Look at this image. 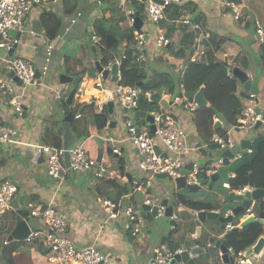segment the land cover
Here are the masks:
<instances>
[{
    "label": "crops",
    "instance_id": "obj_1",
    "mask_svg": "<svg viewBox=\"0 0 264 264\" xmlns=\"http://www.w3.org/2000/svg\"><path fill=\"white\" fill-rule=\"evenodd\" d=\"M230 1L237 3L242 8L241 19L235 20L230 10L223 7L222 0H184L182 3L183 14L180 19L182 17H188L189 24H184L179 21L176 23L178 29L172 34L167 29L160 28L159 25L147 23V20L142 18L144 12L140 4L138 9L139 18L142 20L141 29L145 33V43L147 46L153 48L156 54L162 57L161 60H165V72L181 75L185 64L182 59L174 55V52L182 44L181 27L183 26L182 28H185L186 32L191 35L194 40V52L190 60L201 61L202 58L207 60L215 59L228 63L229 66H231L228 67V70L239 68L245 71L249 75L252 85L256 86L257 107L263 114L264 67L258 55L260 44L257 43L254 33V26L258 21L257 14L258 11H261L259 9L262 8H260L259 5L253 4L254 1L259 3V0H245V2H243V0ZM260 1L264 6V0ZM128 2L129 0H119L116 4L111 3V6L119 9L120 12L127 13V11L132 8V3ZM94 4H96L95 0H45L41 6H34L24 21L25 28L21 33L20 42L14 49L13 55L28 60L35 71L39 72L45 65L47 69L46 75L44 74L46 77L42 80L39 79L40 81L38 80L31 88L26 86L19 90L17 87L19 83L14 81L13 77H10L13 80L14 84H11L15 92H22V115L14 112L13 106L10 105L11 107H8L6 105L8 103L2 102V96L0 95V124L13 126L18 131L16 142L0 145V182L3 179H7L16 186V192L10 202V209L0 217V252L3 247L7 246L5 243L10 242L7 238L20 220L26 221L31 231H38L39 236L37 240H42L43 233L45 232V223L36 217H32L29 210L32 207L50 206L52 208L53 206H57L59 210L57 213L63 217L65 216L66 218H64L67 220L65 235L68 233L67 237L74 241L76 245H95L107 257L108 264H151V260L154 256V249L162 246V244H160L161 236H166L165 244L166 240L170 239L169 237L167 238V230L160 228V234L157 236L156 241L152 243L148 242V245L142 247L141 243H143V237L140 236V238H138V235V237L134 239L128 228H126L128 230L126 232L125 227H122L120 224V226H117V223H121L123 220L122 217L118 220H111V222L104 219L106 215L102 211V196L111 194V190L113 189L111 181L115 180V182L120 184L115 168L109 167L113 174L103 179L93 177L95 180H93V178L89 180L87 177H79L68 170L62 173L61 178H53L46 173L43 159L36 156L31 146L23 145L24 143L44 142L43 133L46 129H52V125H46L44 128L43 125H41V121L45 119L48 114L51 115L50 110L54 105V101L63 99L62 94L64 91L69 90V83L71 82L73 84L72 81L64 84L60 83L59 75L65 74L72 78L79 76L80 79L73 97L78 109H74L73 118L79 121L80 124H76L75 131H72V142L71 136L62 135L63 147H72L76 144H80L77 142L78 140L81 142L80 140L82 139H79L78 136L84 135L85 140L81 142L82 145H85L87 140H92L90 143V150H93V153L85 150L87 155L97 160L103 159L105 164L107 162L105 152H108L113 158H121L124 147H126L130 152H133L134 157L131 158L130 164L127 166L125 165L124 171L126 177H123V180L128 181L132 179L133 183H135L136 181L140 182L148 179L149 174L140 170L138 167L139 154L137 149L127 141L120 143V140H123L126 135L124 126L118 125V122L123 124L122 118L125 117L124 113L118 109L117 120L109 118L106 120V124L101 128V121H99L93 110L94 103H88L90 100L94 101L96 98L100 97V92H98L93 84V74L96 68L95 63L99 62L101 54L98 51H94L92 47L91 49L84 48V43H88L89 41L91 44L90 36L95 32L94 29L97 20L102 21L103 18L105 19L108 17L107 10L98 13L93 7ZM128 5L130 7L129 9L127 8ZM44 8H51L58 15L62 16L58 36L51 41H48L42 35L43 30L40 25L39 17ZM91 8L93 10H91ZM80 18L83 19L80 20ZM72 20H74V22H72ZM194 23H200L201 26L199 30H194ZM160 30L171 43L167 46L157 48L153 43L155 36ZM72 42H76L75 45H73ZM67 44H69V46L73 45L75 55H69L67 59L68 62L65 63L63 57L64 52L62 50H64ZM254 44H256V46L252 47ZM48 53L50 54L48 55ZM47 56H49L48 62H46ZM156 58L157 61L160 60L157 56ZM104 69H108V67ZM76 72H80V75L72 74ZM88 75L92 77L89 78ZM225 78L227 82H225ZM253 79L255 81H253ZM113 82L111 75H108V86H111ZM222 84L220 91L215 90L216 93L211 92L208 99L203 91L206 105L198 107L193 113H188L178 106L173 108L179 122L186 131V140L188 144L196 147V151L187 157L188 163H194L195 168L204 165L210 166L220 158L222 152L210 148L206 141H203V138H208L210 140L216 135L214 126L217 122H220L218 119L215 121L213 115H209L206 110L209 104L212 101L217 102L221 100L224 93L232 88L231 85L235 87L236 94L239 96L246 97L247 94V92L243 90L242 84L232 74L226 72ZM65 98H67V95ZM30 107L32 109H30ZM114 108L115 105L112 113L114 112ZM99 111L102 112L101 110ZM63 113L67 114V112L61 108L55 115L59 117ZM75 113H82V117H76ZM85 117L91 118L94 124L92 128H96L98 131L94 129L88 131V128H86L87 122L84 120ZM111 122H114L113 127L111 126ZM122 130L124 131L121 132ZM103 132L107 136V141H109V139L115 140V142H109L112 144V147L119 148L120 154L112 153V147L106 151L102 150L103 152L94 153V150L99 147L96 145L92 147V142H98L101 136H103L101 134ZM257 135H264V122H262L257 130L252 128V130L245 129L244 131L242 128L234 127L232 131H230V136L233 138L234 144H238L242 139L247 138L250 140V149ZM247 149L248 148L242 150L240 154L247 152ZM237 158L238 155L229 162V173L233 172L237 163L235 161ZM133 169L135 172L132 171ZM47 176L57 179V182L55 184L50 183ZM134 176H136V179ZM79 180L80 182H78ZM149 181L151 191L146 192L145 197L151 198L150 201L152 204H156V202L158 204L160 198H168L169 205L171 201L177 202V207L174 208L173 214L177 217L179 215V224L177 225L184 233L182 231H177L173 239L179 244V237L181 234L184 236L183 241L187 240L188 237L193 238L192 234H194L195 225L192 223V220L195 218V212L197 210H192L185 204L179 205L178 202H182L181 199L191 202L201 200L203 196L200 193L207 190L204 185L200 184L201 190L191 194L185 188L180 190L175 189L173 180L168 177L157 178L155 176L150 178ZM222 182L223 179L218 178L213 183V190L208 192L211 195V200L209 199L207 204L211 205V202L214 203L212 198L215 197V199L218 200L217 203H215L219 207L218 210L221 213L224 212V215H228L230 210L238 206L240 202L224 200L230 193V190L228 191L226 188H223ZM67 194L69 195L68 199L66 198ZM74 194H78L81 199L76 201L75 199L77 198H71ZM125 198L128 199L135 208L137 207L136 203L139 201L138 198L134 203H132V199L130 200L129 195L125 196L122 202H124L123 200ZM77 204L81 205V210L77 208ZM99 208L101 215L97 216L95 210ZM147 213V215H144L145 217L151 216L149 212ZM181 213L190 214V217L182 219ZM233 220L230 221V223H233ZM183 222H186V227L188 225V230L182 225ZM241 222L242 221L239 219V224L237 226H239ZM207 227H211V231H208ZM224 233L225 231L220 227L219 222L206 221L202 224L200 238L194 239L195 243L192 247L196 245L208 246L207 240L210 236L214 240L220 239L224 242ZM136 239L140 244L136 245V241H134ZM178 248L184 249L186 247L179 245ZM214 250L216 251L214 258H210L206 250L202 254L190 256L194 261H196L197 258L204 257L209 260L208 264H214V259L216 263H220V252L216 247H214ZM12 258L14 264H52L47 260L46 255L41 254L34 248L24 245L18 246L12 252ZM245 259L246 262L250 264H264V248L259 255L251 254L245 257ZM0 263L3 264V262ZM197 264L199 263L197 262Z\"/></svg>",
    "mask_w": 264,
    "mask_h": 264
},
{
    "label": "built area",
    "instance_id": "obj_2",
    "mask_svg": "<svg viewBox=\"0 0 264 264\" xmlns=\"http://www.w3.org/2000/svg\"><path fill=\"white\" fill-rule=\"evenodd\" d=\"M45 0H0V50H3L7 57L0 56V95L1 101L13 106L14 112L22 115V92L15 93V89L11 83H6L9 74L12 73L18 79L19 85L25 88L28 85L36 84V82L46 73L47 66H43L39 71V77L35 78V70L30 62L17 55H8V51L20 42V36L24 30V21L30 14L34 6L41 5ZM184 0H129L130 3H138L142 5V10L145 17L152 24L159 25L165 20L166 9L174 5L177 7L179 14H183L182 3ZM222 5L228 8L235 20L242 17V8L235 2L230 0H222ZM126 20L128 27L132 29V40L122 41L117 49L118 55L116 63L121 60L127 59V53L133 62L140 63L145 60V55L141 52L142 46L145 45V33L142 29L136 30V16L139 17L138 12L133 8L129 9L126 13ZM74 22V20H72ZM180 22L189 24L188 17H182ZM200 23H194V30L200 29ZM142 28V27H141ZM11 31L15 35H11ZM20 35L17 36L16 33ZM254 32L256 35L257 43H264V26L258 22L255 23ZM90 41L93 45H100V36L93 33L90 36ZM170 40L165 37L161 30L154 38L153 45L157 48L169 45ZM14 53V50H13ZM50 53H48L49 55ZM49 61V56L46 57V62ZM193 61V59L191 60ZM112 64L108 66L110 69ZM104 69V68H103ZM94 87L100 92V97L94 101L98 109L103 111L107 109V103L112 102L117 105L118 109L124 113L125 120L123 121L125 129V138L120 140L131 143L138 151L139 162L138 167L140 170L149 174L145 184H140L136 187L137 193L144 195L143 203L151 204L150 199L145 197L146 192L150 187V178L155 177L157 174H166L172 180L181 176V170L184 165L188 163L187 157L196 151V147L188 144L186 140V131L182 127L175 114L174 107L178 106L182 110L193 113L198 108L197 104L192 101L188 102L187 98L179 97L178 94L170 97L165 93H160L161 98L166 101L168 108L161 111H146L153 119L155 127L154 133L149 130H141L137 127L134 121V114L136 111L141 110L138 106L139 88L120 85L117 83L108 86L107 78H103L102 74L94 69ZM249 76V75H248ZM119 70L117 68L116 79H119ZM183 94V90L179 91ZM144 100H150L151 92H144ZM93 103L92 100L88 102ZM257 102L256 94L247 92L246 97H243L242 107L239 116L237 117V125L231 127L226 131L225 135H214L211 142L216 144L221 151L230 149L234 145V140L230 136V131L234 127L242 129L254 128V125L262 120V113L256 111ZM130 114V116H128ZM79 117V114L76 115ZM215 121L217 118L215 117ZM18 131L10 125L0 124V145L8 144L17 141ZM115 142L114 139H109ZM119 141V140H118ZM23 145L31 146L37 157L43 159L46 173L53 178H61L65 170L74 172L81 175L91 173L97 179H103L112 176L113 172L106 166L103 159L91 158L83 149L82 144H77L72 147H53L45 142L24 143ZM251 153V149H247ZM112 153L120 154L119 148L112 147ZM238 155V158L241 154ZM235 155V156H236ZM221 164L219 158L210 165L208 174L216 172L218 166ZM197 168L195 165L191 173L187 176L186 182L190 184H199L196 179ZM230 175V176H229ZM230 178L234 177V172H228ZM222 187L230 190V192L241 194L244 191H251L249 186L243 187L239 190H232L229 181H223ZM16 192V186L7 179L0 182V217L10 209V202ZM32 207V206H31ZM102 211L111 220H118L123 218L129 224V231L134 238H137L141 232L143 225V216L139 213L132 204H127L122 201L113 202L109 199L102 201ZM252 205L248 206L242 213L241 221L249 216H253ZM164 207L159 206L157 217H162ZM30 215L36 217L45 223V232L43 239L40 242L47 248V260L52 264H108L107 257L95 246L84 245L78 246L68 238L65 233L67 229V220L54 211L50 206L46 207H32L30 208ZM172 218L179 220L173 214ZM224 231L227 232L232 229L231 223L224 224ZM39 236L38 231H31L28 234L26 241L37 240ZM194 237V234H192ZM5 243V242H4ZM182 249L177 248L174 251L168 250L165 246H160L154 249L153 261L151 264H167V262L174 256L175 253H180ZM227 253L233 257L234 264H243L246 262L244 251L234 252L232 248L227 247ZM184 264V263H180ZM219 264H223L220 262Z\"/></svg>",
    "mask_w": 264,
    "mask_h": 264
},
{
    "label": "trees",
    "instance_id": "obj_3",
    "mask_svg": "<svg viewBox=\"0 0 264 264\" xmlns=\"http://www.w3.org/2000/svg\"><path fill=\"white\" fill-rule=\"evenodd\" d=\"M118 1L119 0H95L96 4L93 5L94 9H96L98 13L101 11H108V17L105 19L103 18V22L101 20H97L96 27L94 29V33L100 36L101 43L100 45H94L93 49L94 51H98L101 54L99 64L104 68H107L110 64H113L116 61V57L118 55L117 49L122 41L132 40V29L128 27L127 20L125 21V19L119 17L121 16L120 14L122 12H120L119 9L111 6V3L116 4ZM131 7L134 9V11L138 12V3H133ZM91 10L93 9L91 8ZM259 10L261 11H258V21H256L260 25H264V9L262 8ZM165 16V20L159 23L160 28L167 29L171 34L175 33L178 29L176 23L180 21L181 17L177 7L174 5L169 6L165 11ZM39 20L46 39L49 41L55 39L58 36L61 26V16L51 8H44L40 13ZM182 27V44L174 52V55L182 59L183 63L185 64L181 75L171 74L168 72H154L153 74H147L144 71V67L140 66L136 62H133L129 56L130 53L126 52L128 56L127 59L121 60L118 63L120 77L119 79H116L113 84L117 83L124 86L136 87L139 88L142 93L164 92L170 97L177 95L181 89L184 92H197L200 88H203L207 99L209 98L211 92L216 93L215 90L220 91L221 85H223L222 80L224 81L226 72L228 73V67L231 66H229V64L226 62L215 59L207 60L202 58L201 61H191L190 58L194 52V40L193 37L186 32L185 28ZM258 55L260 56L264 67V43L260 44ZM63 57L64 62L67 63L69 55L64 54ZM72 74L80 75V72ZM225 82H227L226 78ZM231 87L232 88L230 90L224 93V96L221 100H218L217 102L212 101L209 104V107L206 109L210 116L213 115L218 119V121L222 123L221 128L214 129L216 131V135L223 136L230 127L237 125L236 121L241 111L243 97L236 94L235 87L233 85H231ZM138 106L142 111H154L153 108H156L157 111L164 110L161 107L159 109V104L148 100L139 101ZM70 112L74 115L72 111ZM79 116L82 117V113H80ZM97 118L99 121L102 120L100 116H97ZM74 121L75 119L73 118L70 121V124L72 125ZM134 121L135 124H138L140 121L141 124L144 123L143 118H134ZM105 124L106 122L101 121V127H103ZM75 129L76 128L73 126V131H75ZM43 134V139L46 144L57 148L64 146L62 144L61 132H54L53 129L49 128L46 129ZM78 137L79 139L85 138L84 135H79ZM203 141H206L210 148L221 151L216 144L211 142V139L209 140L208 138H203ZM235 161L237 163L233 170L234 177L230 178L229 180L230 188L232 190H239L248 186L250 176L252 177L253 188L264 189V135H257L253 140L251 153L243 152L241 156ZM121 164H123V162ZM209 169L210 166L204 165L197 168L196 172L197 181L204 185V187L207 189L200 193L203 198L195 202L181 199L182 202H178V204H185L192 210L197 211L219 209V207L215 204L218 201L215 199V197L212 198L214 203L211 202V205L207 204L209 199L211 200V195L208 192L213 190L214 185V182L212 183L209 180ZM115 172L117 177H121L122 179L123 177H126L123 165L118 170H115ZM111 182L113 188L111 190V194L102 197L103 200L109 199L113 202L122 201L125 196L129 195L130 200L132 199V203H134L138 198H136V187L140 184H145L144 180L139 182L136 186L132 179L126 181V186H122L121 184L115 182V180ZM128 185L130 188L127 187ZM223 213L221 214L224 215ZM251 213L255 219H264L263 197H259L253 201ZM141 215L144 216L143 214ZM22 216L26 217L25 215ZM241 216L242 214L234 218L233 223H231L232 229L225 232L223 236V240L226 245L232 248L234 252L246 251L247 248L254 246L260 237L264 236V225L255 221L241 228L234 229L233 227L239 224V219ZM188 217H190V214L181 213L182 219H187ZM178 218H180L179 215ZM177 224L179 223L177 222ZM177 224L176 227L173 228L168 234L170 239L166 240L165 247L170 251H174L179 247L178 242L172 239V237L177 234ZM5 245L7 246L3 247L0 252V262H3V264H14L12 252L18 246L24 245L34 248L43 255H46L48 252L43 243L38 240L29 242L10 241L6 242Z\"/></svg>",
    "mask_w": 264,
    "mask_h": 264
},
{
    "label": "water",
    "instance_id": "obj_4",
    "mask_svg": "<svg viewBox=\"0 0 264 264\" xmlns=\"http://www.w3.org/2000/svg\"><path fill=\"white\" fill-rule=\"evenodd\" d=\"M157 1V0H155ZM142 27V20L136 16V24L134 25V28L136 30H140ZM11 35H15L14 31H11ZM17 36L20 34L17 32ZM256 46L254 44L252 47ZM16 48V45L8 51V55L11 56L13 54V50ZM96 69L98 72L102 74L103 78H107L108 75H111V78L113 81L116 80V73H117V63H113L111 66L110 70L108 69H103V67L99 64V62L95 63ZM229 74H232L241 84L242 88L245 92L249 93H254L257 94V89L255 85H252L250 82V78L248 74L239 69V68H232L228 70ZM35 78L39 77V72L35 71ZM9 77H13L14 81L18 82V79L13 76L12 73L9 74ZM79 76H75L74 78L67 76L65 74H60L59 75V82L64 84L68 83L70 81L73 82V87L70 90V92L67 95V104H71L73 102V97L75 94V91L77 89V85L79 82ZM19 83V82H18ZM203 88H200L197 92H183L181 94L180 92L178 93L179 97H185L187 98L188 102L194 101L198 107H203L206 105V100L204 99L203 96ZM138 99L139 101L144 100V94L142 92H139L138 94ZM150 100L152 102H155L161 106L162 109L166 110L168 108V104L164 99L161 98V95L159 92H153L150 96ZM107 110L108 113L111 114L113 110V103L108 102L107 103ZM256 111H259V108H256ZM80 112V111H79ZM124 113H126V110L124 109ZM135 118H143L145 120V124L148 127V130L151 133H154L155 127L153 124V119L150 114H147L146 111H136L134 114ZM73 114L71 112H68L66 116L64 117V120L66 121H71L73 119ZM125 120V117L122 118V122ZM262 122H264V113L262 114V120L258 121L254 125V129L257 130ZM111 126H114V122H111ZM222 127V124L220 122H217L214 126L215 129H219ZM250 148V140L249 139H242L238 144H234L230 149L224 150L220 154V159H221V164L218 166L216 172L212 173L209 175V180L210 182H215L218 178L223 179V181H229L228 172H229V162L235 158L236 154H239L242 150ZM194 167V163L190 162L184 165L183 169L181 170V176L174 179V188L177 190L180 189H187L189 193H197L198 191L201 190L200 184H190L186 182L187 176L191 173V170ZM157 178H166V174H157L155 175ZM249 187L253 188V182H252V177H249ZM151 188L148 189L147 192H150ZM138 200L142 202L144 199V195L142 193L137 194ZM259 197H264V189H252L251 191H244L241 194H235L233 192H230L224 200L226 201H232V202H240V204L230 210V213L228 215H222L219 210H201V211H196L195 212V218L192 220L193 224L195 225L194 228V237L196 239L200 238L201 236V230H202V224L205 223L206 221H217L220 224V227L223 228L224 224L230 223V221L233 220L234 217L242 214L244 210L252 204V202L259 198ZM223 200V201H224ZM169 199L168 198H160L159 203L157 204H145L142 202L141 204V209L142 211L149 212L151 216L157 217V211L159 206L164 207V213L163 216L169 218V225L171 228L176 227V220L172 218L174 208L177 207V202L176 201H171V204H168ZM222 201V202H223ZM180 205V204H179ZM258 222L262 225H264V219H255L253 216H249L245 220H243L239 226L233 227L234 229L241 228L251 222ZM171 229V230H172ZM170 230V231H171ZM207 230L210 231L211 227H207ZM170 231L167 233V235L170 233ZM30 233V228L27 224L26 221L20 220L17 222L15 228L13 231L10 233L8 236L7 240L8 241H25L28 234ZM176 235V234H175ZM165 235L161 236L160 244L163 246L165 245ZM168 237V236H167ZM184 236L181 234L179 237V245L183 246L185 241H183ZM193 238V239H195ZM208 246H194V247H186L182 249L180 253H175L174 256L167 262V264H197L196 261H194L190 255H199L205 252L208 254L210 258H214L216 255V251L214 250V247L218 248L220 252V260L223 264H234L235 260L233 257L229 256L227 253V246L226 244L221 241L220 239L214 240L211 236L208 237ZM195 241L193 242L194 245ZM264 248V236L260 237L256 244L250 248H247L246 251L244 252V256H250L251 254L254 255H259L261 251ZM153 259L151 260V262ZM243 264H250L249 262H245Z\"/></svg>",
    "mask_w": 264,
    "mask_h": 264
},
{
    "label": "rangeland",
    "instance_id": "obj_5",
    "mask_svg": "<svg viewBox=\"0 0 264 264\" xmlns=\"http://www.w3.org/2000/svg\"><path fill=\"white\" fill-rule=\"evenodd\" d=\"M243 2H245V0H243ZM259 3H257L256 1H254L253 2V4L254 5H259L260 6V8H263L264 6H263V3H261V1L259 0L258 1ZM129 3V2H128ZM127 3V4H128ZM42 5V4H41ZM41 5H39V6H41ZM224 7V6H223ZM127 8L129 9L130 7H129V5L127 6ZM225 8V7H224ZM121 16H119V17H122V19H125V21H126V13L125 12H122L121 14H120ZM62 17V16H61ZM142 18H144V19H146L147 20V18L145 17V15L143 14L142 15ZM83 18H80V20H82ZM147 23H149V24H152L149 20H147ZM255 33V32H254ZM43 35V37H45L44 36V33L42 34ZM46 38V37H45ZM49 41V40H48ZM73 43V45H75V43L76 42H72ZM84 43V42H83ZM70 44V43H69ZM69 44H67V46L64 48V50H62L63 52H64V54H67V55H75V51H74V49H73V45L72 46H69ZM93 44L91 43H89V41H88V43L86 42V43H84V48H89V49H91V47L93 48ZM77 47V46H76ZM138 52H141V53H143L144 55H145V60L143 61V62H140V63H138L140 66H143L144 67V71L148 74H153L154 72H165L164 70H166V62H165V60H161L162 59V57L160 56V55H158V54H156V52H154V49L153 48H151V47H149V46H147V44L145 43V45H143L142 46V48H141V50H139ZM159 53V52H158ZM158 57V59H160L159 61H157V58H156V56ZM0 56H3V57H7L8 58V56H7V54H5V52L3 51V50H0ZM87 67H88V63H87ZM46 75V74H45ZM45 75H43L41 78H40V80H42L44 77H46ZM88 77L89 78H91L92 76L91 75H88ZM39 80V81H40ZM253 81H255L254 79H253ZM6 83L8 84V83H12V84H14L13 83V80L9 77V78H7L6 79ZM69 90L67 91H64L63 92V94H62V97H63V99L62 100H59V101H54V105L52 106V108H51V115H47L46 117H45V119H43L42 121H41V125H43V127L45 128L46 127V125L48 126V125H52V129H53V131L54 132H61V133H63L62 135H66V136H71V142L73 141V126L74 127H76L77 125L76 124H80V122L79 121H77V120H75L74 122H73V124L71 125L70 124V122L69 121H66V120H64V117H65V114L66 113H63L62 115H60L59 117H57L55 114L56 113H58V110H61V108H63V110H65V112H70V111H72L73 113H74V109L75 110H77L78 109V107H76V102H74V100H73V103H71V104H67V102H66V99H64L65 98V96L66 95H68V93L70 92V90L72 89V87H73V84L70 82L69 83ZM18 87V89L19 90H21L22 89V87L19 85V86H17ZM27 87H32V85H28ZM15 93H18V91H16ZM93 103H94V113H95V115L96 116H100L101 117V121H104V122H106V120H108L109 118H112V119H114V120H117V118H118V115H117V112H118V107H117V105H115V108H114V112L113 113H111V114H109L108 113V111H102V112H100L99 110H98V106H97V104L95 103V101H93ZM8 107H11L9 104H6ZM30 109H32L31 107H30ZM154 109V111H157V109L156 108H153ZM159 109H160V106H159ZM52 110H53V112H52ZM128 116H130V114H128ZM84 120H86V122H87V127L86 128H88V131H91V130H95V131H98L96 128H92V126H94V124H93V122L91 121V118H88V117H85L84 118ZM118 125L119 126H122L123 124L121 123V122H118ZM137 125V127L139 128V129H141V130H145V131H147L148 130V127L145 125V123H142L141 124V121L140 122H138V124H136ZM124 126V125H123ZM43 128V129H44ZM102 128V127H101ZM91 129V130H90ZM124 130H122L121 132H123ZM244 131H245V129H244ZM103 136H101V138L98 140V142H92V147H94V145H96L97 147H99L98 149H96V150H94V153H100V152H103V151H106L107 149H109V148H111L112 147V144L109 142V141H107L106 140V135H105V133L103 132V133H101ZM78 140V139H77ZM85 140V138H83L82 140H80L81 142H83ZM91 141L92 140H87L86 142H85V145H82V147H83V149L84 150H88L90 153H93V150H90V143H91ZM81 142H79V140H78V142L77 143H80V144H82ZM76 143V142H75ZM77 145V144H76ZM103 150V151H102ZM106 153V156H107V162H106V164H107V166L108 167H110V168H115L116 170H118L122 165L124 166V169H125V165L127 166L128 164H130V162H131V158H133L134 157V155H133V152H130L128 149H126V147H124V151H123V154H122V156H121V158H113L112 157V155H110L108 152H105ZM132 155V156H131ZM123 162V164H121ZM133 172H135V170L133 169L132 170ZM71 172V171H70ZM73 174H75L74 172H72ZM75 175H77V176H81V177H87L89 180H92V178H93V176H92V174H90V173H85V174H81V175H78V174H75ZM134 178L136 179V176H134ZM47 179L49 180V182L50 183H52V184H55L56 182H57V179H53V178H51V177H49V176H47ZM93 180H95L94 178H93ZM142 181H144V180H142ZM142 181H140V182H142ZM78 182H80V180L78 181ZM119 182H120V184L122 185V186H126L127 185V182H126V180H123L121 177H119ZM138 181H136L134 184L137 186L138 185ZM128 188H130V186L128 185L127 186ZM68 197H69V195L67 194L66 195V198L68 199ZM71 198H77V199H75L76 201H79L81 198H80V196L78 195V194H74L73 195V197H71ZM136 198H137V196H136ZM151 199V198H150ZM124 201V203H127V204H131L130 202H129V200L128 199H124L123 200ZM80 203H81V201H80ZM141 204H142V202L141 201H137V203H136V205H137V207H136V210L139 212V213H141V214H143V215H147L148 213L147 212H145V211H142V209H141ZM77 208H79L80 210L82 209L81 208V205L80 204H77ZM52 209L54 210V211H56V212H58L59 210H58V207L57 206H53L52 207ZM96 212H95V214L97 215V216H99V215H101V213H100V208L99 209H96L95 210ZM7 212V211H6ZM5 212V213H6ZM151 215V214H150ZM65 217V216H64ZM66 218V217H65ZM104 219L105 220H107L108 222H111V219H109L108 217H107V215L106 216H104ZM143 225H142V227H141V232H140V234H139V237L138 238H140V236L141 237H143L144 239L142 240V242L143 243H141V246L142 247H144V245L146 246V245H148V242H150V243H152L153 241H156V239H157V236L160 234V228H163L164 230H167L168 232L171 230V226L169 225V218H167V217H165V216H162V217H153V216H149V217H145V216H143ZM113 222V221H112ZM186 223V222H185ZM184 222H183V226L188 230V225H187V227L185 226L186 224H185ZM122 225V227H125V230H126V232L128 231L126 228H128L129 227V224L127 223V222H125L124 220H122L121 221V223H117V226H120V225ZM122 230V229H121ZM178 232L179 231H182L181 229H176ZM186 230V231H187ZM123 231V230H122ZM211 231V230H210ZM183 233H184V231H182ZM187 233V232H186ZM66 236H68V233H67V235ZM174 237H172V239H173ZM135 239V238H134ZM174 240V239H173ZM134 241H136V245H138V244H140L139 243V241L136 239V240H134ZM175 241V240H174ZM195 240L193 239V238H191V237H188L187 238V240L185 241V243H184V247H191L192 246V244H193V242H194ZM196 261L199 263V264H208V262H209V260L207 259V258H204V257H201V258H197L196 259ZM213 263L215 264L216 262H215V259L213 260ZM1 264V263H0Z\"/></svg>",
    "mask_w": 264,
    "mask_h": 264
},
{
    "label": "clouds",
    "instance_id": "obj_6",
    "mask_svg": "<svg viewBox=\"0 0 264 264\" xmlns=\"http://www.w3.org/2000/svg\"><path fill=\"white\" fill-rule=\"evenodd\" d=\"M114 63H116V62H114ZM113 65V64H112ZM111 65V66H112ZM117 66H118V64H117ZM111 68V67H110ZM109 70V69H108ZM160 93V92H159ZM160 106V105H159ZM113 107H114V105H113ZM161 107V106H160ZM107 110V109H106ZM77 115V114H76ZM126 117V116H125ZM144 122H145V120H144ZM200 184V183H199ZM249 186V185H248ZM252 189V188H251ZM228 190V189H227ZM138 194V193H137ZM143 201V200H142ZM151 202V201H150ZM152 204V203H151ZM178 222V221H177ZM26 241V240H25ZM165 246V245H164ZM177 249V248H176ZM245 252V251H244Z\"/></svg>",
    "mask_w": 264,
    "mask_h": 264
}]
</instances>
